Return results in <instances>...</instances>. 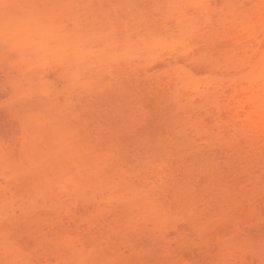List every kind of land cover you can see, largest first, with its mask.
Masks as SVG:
<instances>
[{"label":"rangeland","instance_id":"1","mask_svg":"<svg viewBox=\"0 0 264 264\" xmlns=\"http://www.w3.org/2000/svg\"><path fill=\"white\" fill-rule=\"evenodd\" d=\"M194 4L0 0L11 31L47 14L88 43L61 61L0 34V264H264V133L174 77L178 37L198 81L233 57Z\"/></svg>","mask_w":264,"mask_h":264},{"label":"bare ground","instance_id":"2","mask_svg":"<svg viewBox=\"0 0 264 264\" xmlns=\"http://www.w3.org/2000/svg\"><path fill=\"white\" fill-rule=\"evenodd\" d=\"M192 2L193 4L195 3V6H203L205 8V14L208 15L210 21L214 20V16H217L214 22H211L212 26L210 25V30L212 31H210V34L212 33L211 37L218 36L216 39H212V47H214L213 44L215 43L216 47H214V50L220 47L225 50L230 49L226 54L228 55L231 52L230 54L234 58L228 59L230 55L226 56L227 58L225 57L229 61L222 60L221 63H224L223 66H225L220 68V71L225 69L224 71L222 70L223 74H217L218 61L215 66L213 65V67H216L215 69L213 68L216 72L211 69L212 73L210 71L211 75H209L207 82L206 80L205 82L204 80H202L203 82L198 81L196 78L198 75L197 71L191 70V65H186L185 61L180 58L181 51L178 48L182 46L184 52L188 50L183 45L185 42L183 41V36H181L178 37L179 40L175 41L177 43L174 42L172 45H169L173 53L170 56L171 62L177 67H175V71L173 69L174 77L177 79L179 76H183V83L185 84L192 80L188 85L190 84L189 86L193 93L189 95L188 99H192L191 103H199L201 108H206L209 104L214 105L216 108V118L219 120L226 119L224 120L225 127L230 133L234 134L245 129L264 133V0H226V3H224L225 0H190V3ZM223 6H225L224 8L230 6L227 8L230 9L224 11L222 10ZM218 9L222 11H218ZM1 16L0 34L4 38H11L12 46L14 47L26 41V43L36 46L41 53L56 55L57 59L61 61L62 59L59 57L71 56L76 62H80L88 54L86 50L88 43L85 42V38L82 36L81 39H74L69 43L62 40L65 26L62 27L61 20L57 22V25L59 23L58 26L52 25L50 23L52 20L51 15L49 19V16L46 14L47 20H45L42 26L37 25L34 21L24 24L17 20L12 31L11 27H5L7 25L3 22V17ZM65 21L70 22L72 20L68 18ZM74 21L70 24L76 25L77 23ZM213 32L216 33L214 34ZM180 38H183V40ZM4 41L6 42V40ZM178 42L180 45H178ZM181 43L183 44L181 45ZM218 53L221 58H224L220 54V50ZM183 54H188V52ZM232 58L234 59V64H231L232 61L230 60ZM65 63L69 65L71 61H65ZM229 65H232V68ZM156 67L155 65L151 70L154 71ZM47 78H49V75H44L41 79ZM211 78L212 81L215 79V82L208 81ZM220 78L222 82H216V79L220 80ZM225 79L228 80L223 84V80ZM177 83L179 82L176 80V85H178ZM19 92L18 95L22 93V91ZM194 98L195 101H193ZM190 100L186 102H190Z\"/></svg>","mask_w":264,"mask_h":264}]
</instances>
